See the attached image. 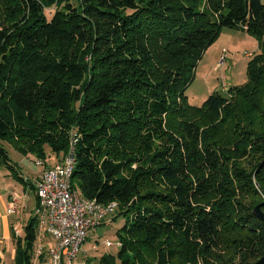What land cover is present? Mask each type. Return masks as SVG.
Listing matches in <instances>:
<instances>
[{"label": "trees", "instance_id": "1", "mask_svg": "<svg viewBox=\"0 0 264 264\" xmlns=\"http://www.w3.org/2000/svg\"><path fill=\"white\" fill-rule=\"evenodd\" d=\"M223 27L260 40L248 82L190 105ZM263 39L262 0H0V165L14 168L4 140L52 167L75 135L72 190L117 203L120 264H253L264 255ZM131 138L138 152L115 156ZM38 227L34 215L22 263Z\"/></svg>", "mask_w": 264, "mask_h": 264}, {"label": "rangeland", "instance_id": "2", "mask_svg": "<svg viewBox=\"0 0 264 264\" xmlns=\"http://www.w3.org/2000/svg\"><path fill=\"white\" fill-rule=\"evenodd\" d=\"M262 2L264 3V0ZM57 9L58 5L47 9V12L50 11L48 13L49 16ZM260 51V40L256 36L242 29L223 27L218 38L207 47L198 62L197 68L194 71V79L186 90L187 103L201 106L210 94L214 92L225 93L231 86L247 83L249 61ZM85 59L90 63L92 57L90 54H87ZM15 142L20 144L23 141L18 136V138H14ZM3 144L15 168L0 165V192L9 194L15 191L17 195H23L26 191L30 192L29 199H24L23 201L24 205H26L22 216L25 223L33 217V209L36 206V196L32 188V184L36 180L35 176L42 174L48 165L38 164L39 158L37 155L23 153L15 144L8 140H4ZM139 146L137 138H131L127 146H116L112 152L118 158H122L137 153ZM53 162V158L48 161L49 164ZM241 164L251 169L255 164L254 156L246 159ZM20 176L24 180H21ZM262 197L264 198V196ZM256 200L253 197H245L244 199L247 204L252 206H254L253 204ZM110 218L106 224H102L90 231L79 256L75 260V264H101L103 255L114 256L110 264L121 263V259L119 258V235L117 231L122 227L125 219L123 217L114 219L113 216ZM20 226L21 235L24 237V225ZM106 241L112 242L113 245L107 247ZM22 244L23 248H26L25 240ZM257 247L263 249V244L258 243ZM5 264H14V261H10L9 257H7Z\"/></svg>", "mask_w": 264, "mask_h": 264}, {"label": "built area", "instance_id": "3", "mask_svg": "<svg viewBox=\"0 0 264 264\" xmlns=\"http://www.w3.org/2000/svg\"><path fill=\"white\" fill-rule=\"evenodd\" d=\"M73 136L72 159L47 166L33 183L38 199L35 216L39 222L33 264H75L90 231L106 224L117 208V204L98 206L96 199L83 203L69 189L67 171L75 162L76 136ZM37 163L46 165L40 158ZM16 210L17 201L13 200L8 213ZM105 244L113 245L110 241Z\"/></svg>", "mask_w": 264, "mask_h": 264}, {"label": "crops", "instance_id": "4", "mask_svg": "<svg viewBox=\"0 0 264 264\" xmlns=\"http://www.w3.org/2000/svg\"><path fill=\"white\" fill-rule=\"evenodd\" d=\"M15 168V166H14ZM39 175H36L37 178ZM22 177V176H20ZM36 196V206H37V194L34 189ZM15 191L9 194L0 192V264L6 263V258L9 257L10 261H14V264H33L35 263L34 257L30 263H22L20 262V257L18 255L19 248L25 250L23 248V241L25 240L26 245H28V241L26 239V226L29 224L28 222L24 223L23 212L26 208L24 205V199H29L30 192L26 191L25 194L20 195ZM13 200L17 201V210L13 213H8V208ZM35 208L33 209V217L35 215ZM24 209V210H23ZM24 225L25 236L23 237L21 234V226ZM37 243L33 247L36 246ZM21 246V247H20ZM9 253V255H7Z\"/></svg>", "mask_w": 264, "mask_h": 264}, {"label": "bare ground", "instance_id": "5", "mask_svg": "<svg viewBox=\"0 0 264 264\" xmlns=\"http://www.w3.org/2000/svg\"><path fill=\"white\" fill-rule=\"evenodd\" d=\"M76 142H77V139H76ZM73 145H74V138H73V140H72V143H71V149H70L69 154L67 155L66 160H71V159H72ZM73 168H74V166H72V168H69L68 171H67V182H68V185H69V189H70V190H72V187H71V175H72V172H73V170H74ZM72 191L75 192L77 198H78L80 201H83V203H92V200L85 199V198L81 197V196L79 195L78 192H76V191H74V190H72ZM114 204H117V203H116V202H113V203L108 204V205H114ZM96 205H98V206H106V205H101V204H98V203H96Z\"/></svg>", "mask_w": 264, "mask_h": 264}, {"label": "water", "instance_id": "6", "mask_svg": "<svg viewBox=\"0 0 264 264\" xmlns=\"http://www.w3.org/2000/svg\"><path fill=\"white\" fill-rule=\"evenodd\" d=\"M259 215L264 218V213H262L259 209H257ZM253 264H264V255L261 256L258 260H256Z\"/></svg>", "mask_w": 264, "mask_h": 264}]
</instances>
